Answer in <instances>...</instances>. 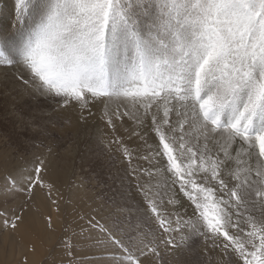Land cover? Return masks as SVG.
Listing matches in <instances>:
<instances>
[{"label": "rangeland", "instance_id": "rangeland-1", "mask_svg": "<svg viewBox=\"0 0 264 264\" xmlns=\"http://www.w3.org/2000/svg\"><path fill=\"white\" fill-rule=\"evenodd\" d=\"M0 264H264V0H0Z\"/></svg>", "mask_w": 264, "mask_h": 264}, {"label": "bare ground", "instance_id": "bare-ground-1", "mask_svg": "<svg viewBox=\"0 0 264 264\" xmlns=\"http://www.w3.org/2000/svg\"><path fill=\"white\" fill-rule=\"evenodd\" d=\"M142 99V98H141ZM151 113H148L149 115L151 114L152 116H150L149 118H151V117H153V114H152V111H151V109L149 110ZM156 111V110H155ZM184 111V110H183ZM189 111V110H188ZM154 113V112H153ZM156 116H157V114H156ZM147 118V117H146ZM151 119H153V118H151ZM171 120V119H170ZM151 122L150 123H147V125L148 124H151L152 125V120H150ZM158 122V121H157ZM157 124V123H156ZM155 124V125H156ZM150 125V126H151ZM149 126V125H148ZM160 129V128H159ZM158 129V130H159ZM126 130V129H125ZM158 130H154L155 131V133L159 136V134H161V132L160 133H158L159 131ZM122 133V132H121ZM154 133V132H153ZM223 140V139H222ZM234 146V145H233ZM169 148V147H168ZM221 152V151H220ZM226 158V157H225ZM157 167H158V165H157ZM43 168V170H44V173H43V176L45 177V178H47V181L50 183V186L51 187H57L58 186V184L56 185V183H55V174H54V168H49L48 166H43L42 167ZM145 174V173H144ZM25 176H26V174H25ZM152 176V175H151ZM25 178V177H24ZM200 178L201 177H194V180L195 181H199L200 180ZM141 179V178H140ZM191 180H193V178L191 179ZM193 180V181H194ZM145 181V180H144ZM59 182V181H58ZM254 184V183H253ZM236 189V188H235ZM41 196V195H40ZM43 196V195H42ZM56 196V195H55ZM203 196V195H202ZM201 197V196H200ZM41 197H39V199H40ZM204 198V197H203ZM202 199V198H201ZM201 199H199V201L201 200ZM202 201V202H201ZM200 202H201V204L203 203V202H205V201H203V200H201ZM199 202V203H200ZM206 203V202H205ZM204 204V203H203ZM202 204V205H203ZM204 206V205H203ZM193 207H196V208H198L199 207V204L198 203H193ZM200 207H202L201 205H200ZM205 209H206V207H205ZM31 216H33V215H31ZM27 218V221L29 222V215H27L26 216ZM231 217V216H230ZM39 225H40V223H38ZM36 232H40V230H38V228L37 227H34V225L32 224V223H27L26 225H25V227L22 229V231H21V234H24V236L22 237V239H23V241H25V242H28V243H34L33 242V233H36ZM25 242H22L23 243V245H26L25 244ZM247 251H249V249H247ZM33 258V257H32ZM32 261H34V259H32Z\"/></svg>", "mask_w": 264, "mask_h": 264}]
</instances>
